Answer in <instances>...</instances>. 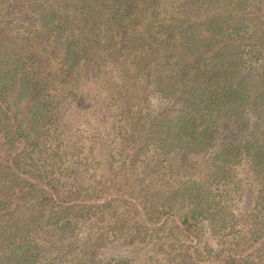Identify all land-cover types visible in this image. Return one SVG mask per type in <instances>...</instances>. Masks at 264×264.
I'll return each mask as SVG.
<instances>
[{
  "label": "trees",
  "instance_id": "trees-1",
  "mask_svg": "<svg viewBox=\"0 0 264 264\" xmlns=\"http://www.w3.org/2000/svg\"><path fill=\"white\" fill-rule=\"evenodd\" d=\"M48 253L264 264V0H0V264Z\"/></svg>",
  "mask_w": 264,
  "mask_h": 264
},
{
  "label": "rangeland",
  "instance_id": "rangeland-1",
  "mask_svg": "<svg viewBox=\"0 0 264 264\" xmlns=\"http://www.w3.org/2000/svg\"><path fill=\"white\" fill-rule=\"evenodd\" d=\"M113 197H115L113 194H110V195H108V197H106V198H104V202H106V201H108V200H110V199H112ZM48 247V250L50 251V252H52V256L53 255H55L56 254V252L58 251L57 249L58 248H53L52 246H47ZM48 256L49 257H46L45 255H44V258L42 259V261H41V264H46V261L47 260H49V258H50V253H48ZM138 259H141V257H138ZM144 262H143V260H139V262H137V264H143Z\"/></svg>",
  "mask_w": 264,
  "mask_h": 264
}]
</instances>
